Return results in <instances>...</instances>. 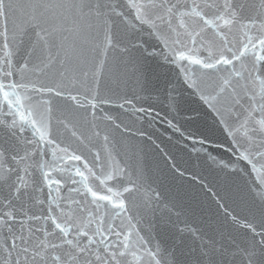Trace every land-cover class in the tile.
<instances>
[{
  "label": "snow or ice",
  "instance_id": "6c2138e0",
  "mask_svg": "<svg viewBox=\"0 0 264 264\" xmlns=\"http://www.w3.org/2000/svg\"><path fill=\"white\" fill-rule=\"evenodd\" d=\"M0 264H264V0H0Z\"/></svg>",
  "mask_w": 264,
  "mask_h": 264
},
{
  "label": "water",
  "instance_id": "95a60500",
  "mask_svg": "<svg viewBox=\"0 0 264 264\" xmlns=\"http://www.w3.org/2000/svg\"><path fill=\"white\" fill-rule=\"evenodd\" d=\"M130 94H131V92H130ZM192 104L194 105V104H195V101H192ZM160 108L163 109V108H164V105L161 104V105H160ZM153 115H155V113H153ZM161 119H162V116H161V117H157L156 120H155V122H154V124H155V128H154V130H155V129H160V132H158L157 135H161V133H163L164 129L167 128V125H166V124H161V123H160V120H161ZM168 131L171 132V129H169ZM161 138H162V139H165V140L167 139L166 136H162ZM217 152L219 153V155H220L222 158H226V155H225L223 149H218Z\"/></svg>",
  "mask_w": 264,
  "mask_h": 264
}]
</instances>
